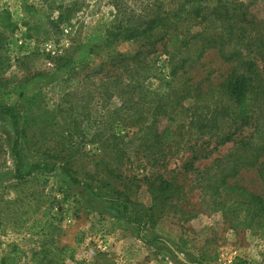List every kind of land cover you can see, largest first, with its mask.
Wrapping results in <instances>:
<instances>
[{
  "label": "rangeland",
  "instance_id": "374dc122",
  "mask_svg": "<svg viewBox=\"0 0 264 264\" xmlns=\"http://www.w3.org/2000/svg\"><path fill=\"white\" fill-rule=\"evenodd\" d=\"M155 1L164 10L183 2L0 0V11H8L17 24L14 33L0 29V104L17 114L18 146L28 154L23 176L16 177L12 136L0 125V259L16 254L15 264H227V259L264 264V227H248L241 211L225 215L226 210L212 208L210 194L200 189L201 176L186 171V150L194 142L186 144V101L169 120L160 119V129H183L179 142L153 166L143 168L139 141H129L136 129L128 116L142 105L152 109L168 91L172 50L160 43L144 55L143 43L110 33L125 11ZM26 5L34 7L30 17ZM25 22L37 27L31 31L35 39H26ZM229 68L215 50H207L196 64L185 66L179 80L191 76L217 85ZM118 147L125 155L110 156ZM199 147L206 148L197 141L192 149ZM229 147L218 146L193 167L202 171ZM102 157L117 178H102ZM33 163L40 167L27 174ZM157 173L180 186V199L173 198L175 206L164 207L156 220L144 224L147 218L139 216V224L129 222L119 202L107 201L116 197L112 189L119 190L120 199L131 201L127 216L135 221L151 205L148 177ZM237 182L262 191L253 171H242Z\"/></svg>",
  "mask_w": 264,
  "mask_h": 264
},
{
  "label": "trees",
  "instance_id": "16d2710c",
  "mask_svg": "<svg viewBox=\"0 0 264 264\" xmlns=\"http://www.w3.org/2000/svg\"><path fill=\"white\" fill-rule=\"evenodd\" d=\"M261 3L264 4V0H183L175 9L164 10L163 3L155 1L153 5L145 4L137 12L125 11L124 19L119 20L110 33L113 38L143 43L142 47L148 48L142 53L144 55L155 52L154 46L160 43L163 48L172 50V53H167L172 84L167 93L158 97L152 109L142 105L140 111L127 118L136 129L129 141H139L138 147L142 149L145 161L143 168L148 164L153 166L160 154L179 142L183 125L179 131L168 127L160 129L159 121L165 117L169 120L173 111L186 101V144L192 139L194 141L188 146L190 150H186L190 152L186 171L190 169L191 173L201 176L200 189L210 194L212 208H219L222 213L226 210L225 215L241 211L250 228L264 227V5L260 9ZM23 10L30 17L34 7L26 5ZM23 24L27 30L26 39H35L31 31L37 27L28 22ZM0 29L9 33L17 29L6 10L0 11ZM108 40L106 35L103 43L107 44ZM207 50H215L222 62L230 67L222 82L203 85L191 76L183 82L179 80L185 74V66L196 64ZM0 125L12 136L10 151L14 159V174L22 177L20 172L28 154L18 146L20 129L18 116L12 107L0 104ZM197 141L206 148L192 149ZM211 143L214 147L210 150L208 145ZM228 143L227 152L213 158L208 167H203L202 171L193 167L194 161L209 158L214 149ZM110 151V156L113 151L118 156L125 155L121 147ZM135 152L138 155L139 151ZM104 164L105 175L102 178H117L114 170L106 166V161ZM56 165L54 163L52 168ZM38 167L40 165L33 163L27 174ZM242 171L255 173L262 193H254L237 182ZM179 189L180 186L172 179H166L159 173L149 175L151 205L144 208L145 215L134 217L135 221L127 216V203L131 201L120 199L119 190L112 189L116 197L107 201L119 202L127 221L139 224L140 219L136 218L142 216L147 218L144 223L147 224L163 214L164 207L175 206L171 202L175 198L180 199H177ZM231 205H235V210L229 209ZM18 259L19 255L7 254L0 259V264H15Z\"/></svg>",
  "mask_w": 264,
  "mask_h": 264
},
{
  "label": "built area",
  "instance_id": "2783aa9c",
  "mask_svg": "<svg viewBox=\"0 0 264 264\" xmlns=\"http://www.w3.org/2000/svg\"><path fill=\"white\" fill-rule=\"evenodd\" d=\"M226 263L227 264H231L232 263V259H227Z\"/></svg>",
  "mask_w": 264,
  "mask_h": 264
}]
</instances>
